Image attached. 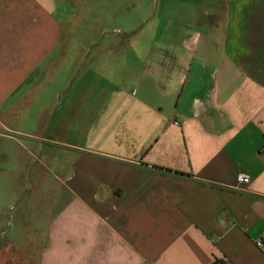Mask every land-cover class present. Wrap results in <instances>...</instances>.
<instances>
[{"label":"crops","instance_id":"crops-1","mask_svg":"<svg viewBox=\"0 0 264 264\" xmlns=\"http://www.w3.org/2000/svg\"><path fill=\"white\" fill-rule=\"evenodd\" d=\"M57 1L0 0V148L27 140L46 200L32 264H264V0L161 19L118 82L86 59L51 78Z\"/></svg>","mask_w":264,"mask_h":264},{"label":"rangeland","instance_id":"rangeland-1","mask_svg":"<svg viewBox=\"0 0 264 264\" xmlns=\"http://www.w3.org/2000/svg\"><path fill=\"white\" fill-rule=\"evenodd\" d=\"M208 1L212 0L57 1L56 18L61 23L63 34L62 54L51 78L57 79L56 82L62 81L72 63L78 61L81 64L86 59L83 71L91 66L95 69L103 64L105 67L109 65L112 82H118L119 71L129 69L136 61H143L139 54L150 47L152 35L156 34L161 19L190 24L198 20L202 24L203 4ZM213 3H209L211 12ZM54 87L50 89L51 93ZM10 135L18 140L19 145L9 141L8 157L3 155L0 148V255L8 260L6 264H19L18 257L25 264H32L43 241L44 230L29 229L33 225L38 227L45 224L42 222L46 221H36L34 218L46 200L42 199L43 190L36 192V167L28 161L23 149L27 140ZM44 174L46 182L50 176L46 172ZM49 184L52 183H45L47 186ZM24 234H27L26 242L30 240V244L18 248L9 246L14 242L22 244Z\"/></svg>","mask_w":264,"mask_h":264},{"label":"built area","instance_id":"built-area-1","mask_svg":"<svg viewBox=\"0 0 264 264\" xmlns=\"http://www.w3.org/2000/svg\"><path fill=\"white\" fill-rule=\"evenodd\" d=\"M250 176L246 173H239L237 175V182L238 184L245 185L249 183ZM256 246L258 249H260L262 252H264V231L260 234V236L255 241Z\"/></svg>","mask_w":264,"mask_h":264},{"label":"water","instance_id":"water-1","mask_svg":"<svg viewBox=\"0 0 264 264\" xmlns=\"http://www.w3.org/2000/svg\"><path fill=\"white\" fill-rule=\"evenodd\" d=\"M156 2H157V1H156ZM145 23H146V22H144L143 25H144ZM143 25H142V26H143Z\"/></svg>","mask_w":264,"mask_h":264}]
</instances>
